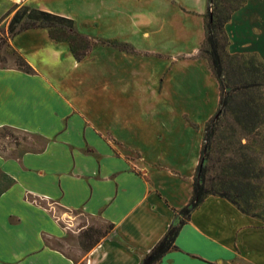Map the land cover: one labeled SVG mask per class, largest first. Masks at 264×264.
<instances>
[{
	"label": "crops",
	"instance_id": "crops-1",
	"mask_svg": "<svg viewBox=\"0 0 264 264\" xmlns=\"http://www.w3.org/2000/svg\"><path fill=\"white\" fill-rule=\"evenodd\" d=\"M37 1L24 2L65 14ZM15 4L0 0V17ZM204 13H196L203 38ZM225 30L231 53L256 52L264 60V0H246ZM114 38L135 46L129 36ZM201 43L186 55L197 57L192 52L198 53ZM12 44L34 72L0 68V126L38 133L47 143L14 157L0 152V177L8 178L3 187L0 179V264H141L189 202L198 161L184 173L146 158L140 146L100 123L93 92L78 91L67 78L99 44L81 60L43 28L21 31ZM78 216L86 223L75 226ZM101 222L112 223V229L82 251L80 230ZM69 236L76 240L71 250L62 245ZM175 244L177 249L155 264H264V214H245L223 197L207 196L192 210Z\"/></svg>",
	"mask_w": 264,
	"mask_h": 264
},
{
	"label": "rangeland",
	"instance_id": "rangeland-1",
	"mask_svg": "<svg viewBox=\"0 0 264 264\" xmlns=\"http://www.w3.org/2000/svg\"><path fill=\"white\" fill-rule=\"evenodd\" d=\"M24 1L16 0L12 13L27 5ZM40 1L71 17L80 33L100 39V48L67 76L69 85L78 91L93 92L90 97L100 105V123L124 136L129 144L140 146L146 158L176 165L188 173L198 161L204 126L219 102L218 84L206 60L196 52H192L194 58L186 55L202 41V17L196 13L206 12L207 0ZM12 13L0 21V68L22 70L14 51L26 58L12 44L21 31L12 36L8 33ZM114 34L129 36L135 46ZM109 39L117 43L101 42ZM30 67L28 73L34 72ZM46 143L47 138L38 133L0 126V152L6 156L40 150ZM0 179L1 187L6 186L8 178ZM75 221L77 226L87 220L78 216ZM106 226L101 222L95 227L104 230ZM75 244L69 236L62 245L71 250Z\"/></svg>",
	"mask_w": 264,
	"mask_h": 264
},
{
	"label": "trees",
	"instance_id": "trees-1",
	"mask_svg": "<svg viewBox=\"0 0 264 264\" xmlns=\"http://www.w3.org/2000/svg\"><path fill=\"white\" fill-rule=\"evenodd\" d=\"M203 14L204 38L198 54L208 62L217 81L219 102L207 120L192 180L189 202L177 212V219L163 237L143 257L141 264H155L167 252L177 249L176 236L192 210L210 195L223 197L242 213L264 214V60L256 52L228 50L230 39L225 25L246 0H207ZM12 13L6 12L0 21ZM47 26L55 41L67 42L76 60H81L100 39H93L75 28L71 17L28 5L16 9L8 22L12 36L20 31ZM102 43L115 45V39ZM19 68L31 67L16 51ZM112 229L87 225L79 234L82 251L95 246Z\"/></svg>",
	"mask_w": 264,
	"mask_h": 264
}]
</instances>
